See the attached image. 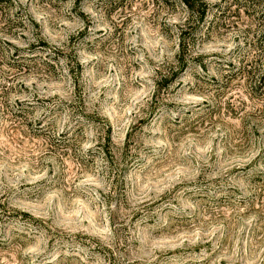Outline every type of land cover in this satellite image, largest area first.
I'll return each mask as SVG.
<instances>
[{"label": "rangeland", "instance_id": "1", "mask_svg": "<svg viewBox=\"0 0 264 264\" xmlns=\"http://www.w3.org/2000/svg\"><path fill=\"white\" fill-rule=\"evenodd\" d=\"M204 1H0V264H264V0Z\"/></svg>", "mask_w": 264, "mask_h": 264}, {"label": "trees", "instance_id": "2", "mask_svg": "<svg viewBox=\"0 0 264 264\" xmlns=\"http://www.w3.org/2000/svg\"><path fill=\"white\" fill-rule=\"evenodd\" d=\"M179 1L185 5L188 12L190 13V17H194L198 24L203 22L206 12L209 8V3L205 2L204 0H179ZM179 37H180L179 45L181 47V51L177 55L178 59L182 57V53L186 50V44L184 41L183 31H181ZM41 43L45 46L48 45L46 42H41Z\"/></svg>", "mask_w": 264, "mask_h": 264}]
</instances>
